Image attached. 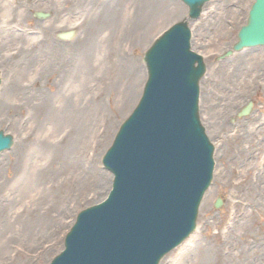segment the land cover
Here are the masks:
<instances>
[{"label": "rangeland", "instance_id": "obj_1", "mask_svg": "<svg viewBox=\"0 0 264 264\" xmlns=\"http://www.w3.org/2000/svg\"><path fill=\"white\" fill-rule=\"evenodd\" d=\"M156 1L160 12L146 15L145 35L116 48L125 59L111 74L109 13L118 7L125 27L137 3L128 11L118 0H0V131L15 139L0 155V264H50L78 214L106 199L112 176L102 159L140 100L144 55L187 18L180 0ZM254 2L211 0L189 21L192 50L207 68L199 116L215 147V170L196 231L161 264H264V47L221 59ZM68 31L76 32L71 41L58 40ZM127 60L137 72L122 79ZM250 102L251 114L239 118Z\"/></svg>", "mask_w": 264, "mask_h": 264}, {"label": "water", "instance_id": "obj_2", "mask_svg": "<svg viewBox=\"0 0 264 264\" xmlns=\"http://www.w3.org/2000/svg\"><path fill=\"white\" fill-rule=\"evenodd\" d=\"M181 1L188 17L146 52L142 97L103 157L104 168L113 175L112 189L105 201L78 214L64 250L50 264H160L196 229L215 162L199 116L206 66L192 51L188 21L199 19L210 0ZM74 35L63 32L58 38ZM259 46L264 47V0H255L233 51ZM253 106L250 102L238 117L249 116ZM13 144L14 138L0 131V154ZM221 206L218 200L215 208Z\"/></svg>", "mask_w": 264, "mask_h": 264}, {"label": "bare ground", "instance_id": "obj_3", "mask_svg": "<svg viewBox=\"0 0 264 264\" xmlns=\"http://www.w3.org/2000/svg\"><path fill=\"white\" fill-rule=\"evenodd\" d=\"M121 2V9H124L126 6H129V10L133 8V5L137 3V12L132 15L131 19L128 21H125L127 26H123V21L121 20L122 17V12L120 11L119 13L115 10L118 7L113 8L112 12L109 13L110 17V24H112V29L108 38V45L110 46V50L108 52L109 59L113 62L111 63V68L109 69L108 73L115 74V69L117 64L121 62V60H124L125 57H120L119 51L116 50V48L121 47L123 45L130 46L135 40L138 38H141L145 35V20H146V15L151 18L154 16V14H158L160 12L161 8V3L156 0H118V6L120 5ZM141 9V10H140ZM140 10V11H139ZM139 11V12H138ZM148 11V12H147ZM142 17V18H141ZM123 19V18H122ZM107 20V19H106ZM119 43V44H118ZM120 45V46H118ZM85 56L88 58L91 55V50L88 48L86 49V52L84 53ZM98 67V66H97ZM119 67V66H118ZM126 71L121 73V68L119 67V75L120 77L123 78H128V76H133L137 72V67H135V62L133 60H127L126 61ZM76 76L79 81H82L81 79V73L80 71L76 70ZM89 73V72H87ZM106 73V74H108ZM106 74L104 76H101L98 78V80H102L104 77L106 79ZM126 74V75H125ZM83 77V74H82ZM129 79V78H128ZM127 79V80H128ZM111 83L119 88L118 80L112 79L110 80ZM86 90V89H85ZM84 91L82 90L80 85L74 86L73 88V96L75 95L77 99H79L80 94ZM87 91V90H86ZM143 93V92H142ZM97 96V95H96ZM99 95L96 97L98 98ZM76 99L74 98V102ZM97 101V99H95ZM74 107V106H73ZM2 113V107L0 106V116ZM118 133V131H117ZM116 133V135H117ZM115 135V137H116ZM114 137V138H115ZM113 179V177H112ZM167 257V256H166ZM165 257V258H166Z\"/></svg>", "mask_w": 264, "mask_h": 264}]
</instances>
